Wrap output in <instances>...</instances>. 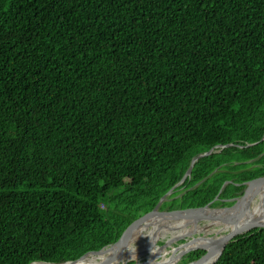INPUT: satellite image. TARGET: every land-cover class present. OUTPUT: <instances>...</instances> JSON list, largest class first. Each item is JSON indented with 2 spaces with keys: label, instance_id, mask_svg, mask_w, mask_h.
I'll use <instances>...</instances> for the list:
<instances>
[{
  "label": "trees",
  "instance_id": "16d2710c",
  "mask_svg": "<svg viewBox=\"0 0 264 264\" xmlns=\"http://www.w3.org/2000/svg\"><path fill=\"white\" fill-rule=\"evenodd\" d=\"M263 135L264 0H0V264L114 243L213 145L159 209L231 205Z\"/></svg>",
  "mask_w": 264,
  "mask_h": 264
},
{
  "label": "bare ground",
  "instance_id": "6f19581e",
  "mask_svg": "<svg viewBox=\"0 0 264 264\" xmlns=\"http://www.w3.org/2000/svg\"><path fill=\"white\" fill-rule=\"evenodd\" d=\"M252 197L253 199L257 198V204L253 202L245 208L244 217L242 221H245L249 216L259 215L264 219V182L261 184H254L249 190H247L244 199L238 203L236 208L232 209H192L185 210L178 214H155L149 217L142 219L135 227H133L128 235L126 240L124 239L120 244H112L105 249H102L97 252H91L85 257L80 258L76 261L63 262L56 264H118L122 261L131 259L133 257L138 258L142 253H146L158 257L162 256L165 259V251H161L160 248L156 246V240L160 236V229L163 222L166 221H175L180 224L182 227L181 236H188V240L184 242L180 247H177L174 251V257L171 262L174 264L175 261L186 251L196 248L211 249L214 243V238H207L205 235L203 237L196 236L194 237V232H203L206 233L212 226L218 225V230H227L232 226L233 216H237L240 209L244 208L245 203ZM250 201V202H251ZM205 221L206 223L203 226L198 225L199 221ZM221 223V224H220ZM163 230H166L164 226ZM162 230V231H163ZM176 237L170 238L168 241L171 242ZM175 248V247H174ZM173 248V249H174ZM218 249L216 248L215 254H217ZM168 252V251H167ZM211 257L209 255L204 259V262L207 264ZM35 264H52L46 262H37Z\"/></svg>",
  "mask_w": 264,
  "mask_h": 264
},
{
  "label": "water",
  "instance_id": "95a60500",
  "mask_svg": "<svg viewBox=\"0 0 264 264\" xmlns=\"http://www.w3.org/2000/svg\"><path fill=\"white\" fill-rule=\"evenodd\" d=\"M264 139V135L261 138V140ZM254 143H248L245 146L251 145ZM235 144L233 143H227L224 145H213L211 146L208 150L200 152L196 155H194L189 163L188 168L186 169L184 175L182 176V178L175 183L167 192H165L158 200V202L156 203V205L147 213L143 214L142 216L136 218L135 220H133L130 224L127 225V227L121 232L120 236L118 237V239L112 243V244H120L124 239L126 240L127 235L129 233V231L135 227L142 219H144L145 217H149L151 215H155V214H178L180 215L181 212L185 211V210H192V209H203V208H209V209H213V210H217V209H232V208H236L238 203H240L245 195L246 192L248 190V188L254 186V184H261L264 182V175L256 177L254 179L248 180L245 182V187L243 189V192L240 196L231 198L230 200H233V203L231 205H227V206H222V207H211V203L212 201L218 199L219 193L223 190L224 186L230 182L228 180H225L221 183L220 185V189L218 194L214 197V199L210 202H208L206 205L201 206V207H189V208H184V209H175V210H160L159 206L161 205V203H163L166 199H168L169 195L172 194V192L174 191V189L180 185L184 179L190 175L192 167L194 165V163L201 157L206 156L211 154L212 152L215 151H219L220 148L222 147H227V146H233ZM239 147H242L244 145H237ZM198 184V183H197ZM251 199L252 197H249V199L247 200V202L245 203V207L241 208L238 215L237 216H233L232 218V226L227 229V230H218L216 229L213 234L211 235H206L205 233L200 235V237H203L204 235L207 238H214V243L212 248L209 249H203V248H197L196 250H202L203 252H201L199 255L194 256V257H190V258H185V259H180L178 262H175L174 264H186L187 262H189L188 264H206L204 262V259L209 255V257H211L210 261L207 262V264H214L220 257L225 245L232 241L233 239H235L238 235H252V234H260V233H264V219H262L259 215L256 216H249L245 221H242V218L244 217V213H245V208L248 207L251 204ZM251 201V202H250ZM110 244V245H112ZM182 244L181 243L178 247H180ZM108 245V246H110ZM165 245V243H163L159 248L160 250L162 249V247ZM106 246V247H108ZM105 248V247H103ZM103 248L99 249V250H92V251H88L85 254H83L81 257L75 259V260H69V261H65V262H71V261H76L80 258H82L84 255L91 253V252H97L102 250ZM177 247H175L174 249L172 248L170 250V254L165 256V259H163L162 257L158 256V257H154L148 254V256L145 259H138V258H131L125 261H122L118 264H169V261L172 260V258L175 256L174 255V251ZM216 248L218 249L217 254H215L216 252ZM174 250V251H173ZM187 252V251H186ZM184 252V253H186ZM180 258V257H179ZM178 258V259H179ZM173 262V261H172ZM171 262V264H173ZM46 263H50V262H46ZM52 264H56V263H52Z\"/></svg>",
  "mask_w": 264,
  "mask_h": 264
},
{
  "label": "rangeland",
  "instance_id": "374dc122",
  "mask_svg": "<svg viewBox=\"0 0 264 264\" xmlns=\"http://www.w3.org/2000/svg\"><path fill=\"white\" fill-rule=\"evenodd\" d=\"M253 202L257 204V198L253 199L251 202V206H253ZM264 209V206H263ZM206 222L205 221H199L198 225L203 226ZM221 224V223H220ZM161 229L159 230L160 236L157 238L156 240V246L157 248H159L163 243H165V245L162 247L161 251H165L164 256H167L170 254V250L174 247H178L181 243H184L188 240V236H181L182 234V227L180 226L179 223L175 222V221H166L163 222L161 225ZM164 226L166 227V230H163ZM218 229V225L216 226H212L208 232H206V235H211L213 234V232ZM163 230V231H162ZM204 234L203 232H194L193 235L194 237L196 236H200ZM172 237H176L173 241L169 242L168 240ZM105 249V248H103ZM197 249V248H196ZM196 249H191L188 252L194 251ZM168 251V252H167ZM186 253H183L179 259H177L175 262H178L181 258H183ZM91 254V253H88ZM87 255V254H86ZM148 256L147 252L146 253H142L141 255L138 256V259H145ZM162 257V256H160ZM65 263V262H64ZM31 264H35V262L31 263Z\"/></svg>",
  "mask_w": 264,
  "mask_h": 264
}]
</instances>
